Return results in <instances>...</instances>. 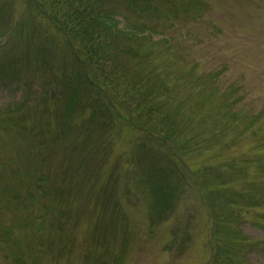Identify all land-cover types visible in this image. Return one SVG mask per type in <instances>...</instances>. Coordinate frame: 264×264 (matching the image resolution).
Returning a JSON list of instances; mask_svg holds the SVG:
<instances>
[{
  "label": "rangeland",
  "instance_id": "obj_1",
  "mask_svg": "<svg viewBox=\"0 0 264 264\" xmlns=\"http://www.w3.org/2000/svg\"><path fill=\"white\" fill-rule=\"evenodd\" d=\"M77 1L0 0V264H264V0Z\"/></svg>",
  "mask_w": 264,
  "mask_h": 264
},
{
  "label": "trees",
  "instance_id": "obj_2",
  "mask_svg": "<svg viewBox=\"0 0 264 264\" xmlns=\"http://www.w3.org/2000/svg\"><path fill=\"white\" fill-rule=\"evenodd\" d=\"M35 1L43 12L48 14L53 23L61 28L71 45H74V41H77L78 38L81 39L80 45L84 52L77 48L80 53L88 54L92 58L99 50L104 52L115 40L107 35L108 30L112 27L106 22V15H102L101 11L93 15L92 9H88L89 2L83 4L77 0ZM79 2L80 5H77L76 3ZM82 63L88 64L87 60Z\"/></svg>",
  "mask_w": 264,
  "mask_h": 264
}]
</instances>
